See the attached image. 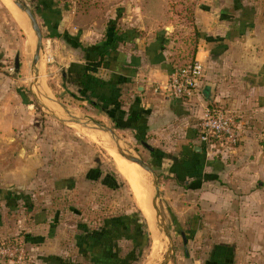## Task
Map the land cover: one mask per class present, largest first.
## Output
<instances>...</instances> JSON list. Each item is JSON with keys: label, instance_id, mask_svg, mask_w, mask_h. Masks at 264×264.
Here are the masks:
<instances>
[{"label": "crops", "instance_id": "0c3cea01", "mask_svg": "<svg viewBox=\"0 0 264 264\" xmlns=\"http://www.w3.org/2000/svg\"><path fill=\"white\" fill-rule=\"evenodd\" d=\"M9 1L17 9L13 0ZM0 2L6 8L0 11L4 24L0 47L6 45L8 54L12 49H21L17 30L23 28ZM31 2L42 21L41 33L53 37L48 38V43H57L62 51H68L64 59L69 74L63 77L72 83L79 85L78 71L82 67L91 69L81 47L110 44V54L89 74L106 83L116 81L120 102L116 118L126 125L124 130L136 129L140 138H148L153 147L162 149L157 158L170 161L166 171L169 177L191 180L194 176L203 182L197 189H204L207 183L216 186L221 181L231 194L243 195L251 210H259L257 201L264 192V0H91L79 10H68V0ZM178 2L192 5V25L197 32L193 60L200 61L203 67L198 93L186 100H172L155 92L156 87L167 83L175 68L169 58L174 31L179 29L169 19L171 5ZM19 13L32 43L29 20ZM76 63L80 64L77 70L71 71ZM9 74L0 72V240L20 242L26 232L24 236L13 234L19 232L17 226L24 229L26 225L21 215L24 199L36 195L30 191L33 181L27 173L25 156L18 154L22 143L15 134L25 125L23 95L15 87L20 80ZM209 88L211 104L203 95ZM105 89L97 88V92L107 95ZM45 100L52 109V101ZM209 105L234 113L240 136L235 148L221 149L218 154L206 152L196 139V125ZM110 140L115 146L120 144L119 140ZM11 142H15V149L9 158L4 149ZM213 157L220 159L214 161ZM215 190L222 191L218 186ZM13 202L20 209H15L16 216L9 209ZM41 225L30 226L35 229ZM74 252L69 259H74Z\"/></svg>", "mask_w": 264, "mask_h": 264}, {"label": "rangeland", "instance_id": "374dc122", "mask_svg": "<svg viewBox=\"0 0 264 264\" xmlns=\"http://www.w3.org/2000/svg\"><path fill=\"white\" fill-rule=\"evenodd\" d=\"M20 1L27 5L41 32L42 21L34 11L35 4L31 0ZM67 6L68 10L76 9V4L68 2ZM1 9L6 8L0 2ZM183 23L175 20L179 30L174 35L177 32L181 35L178 38L175 35L171 53L176 50L183 54L185 46L191 43L190 30ZM3 25L0 18L1 30ZM29 26L32 43L29 34L19 28L17 37L21 49H12L7 54L6 45L0 47V72L8 71L20 80L15 87L23 95L25 125L15 134L26 150L20 157L25 156L27 173L33 181L30 191L36 197H23L21 215L26 225L24 229L17 226L19 232L13 235L24 236L22 233L26 232L25 238L20 242L0 240V264H90L82 251H78V239L85 236V231L100 229L108 217L137 212L141 214L146 233L139 240L138 249L142 254L136 261L130 256L124 264H264V192L257 201L259 210H251L243 195H234L225 189L226 183L218 181L220 184L216 186L207 183L204 189H197L203 182L194 176L191 180L176 175L169 177L166 171L170 161L157 158L162 149L153 147L148 138H140L136 129L117 127L107 115L111 108L90 97L88 91L85 95L77 92L80 84L63 77L69 74V67H65L68 62L64 59L68 51H62L57 43L49 44L48 38L53 37L46 33H41L38 45ZM34 57H37L35 65ZM73 65L71 71H76L80 64ZM44 96L52 101V109ZM82 97L101 108L104 106L103 111L93 109ZM95 133L109 142L96 139ZM111 138L120 144L115 146ZM142 142L152 151L143 147ZM7 146L4 151L11 158L15 142ZM110 146L137 157L156 176L157 191L152 175L145 171L147 180L141 183L139 197L148 202L150 193L152 202L156 196L153 211L157 221L152 212L150 218L158 237L157 251L153 252L151 247L149 222L141 213L117 160L108 152ZM217 186L222 189L219 193L215 190ZM11 205V214L18 215L15 212L20 210L18 204ZM34 224L42 225L33 229ZM119 244L121 256L128 257L127 253L134 249L133 243L122 240ZM72 252L74 259H69Z\"/></svg>", "mask_w": 264, "mask_h": 264}, {"label": "trees", "instance_id": "16d2710c", "mask_svg": "<svg viewBox=\"0 0 264 264\" xmlns=\"http://www.w3.org/2000/svg\"><path fill=\"white\" fill-rule=\"evenodd\" d=\"M90 2L91 0H76V9H83L88 6ZM191 6L192 5H185L182 2H178L170 7L172 15L169 22L175 23V20L184 22L183 24H185L190 30L191 36V43L187 47L185 46V52L181 54L180 51L176 52L175 50L169 58V64L173 65L176 69H183L193 62L196 49L197 32L193 30ZM175 35L178 38L181 34L180 32H177ZM71 46H73L72 43ZM110 48V44H100L98 46H94L92 49L81 47L82 52L87 59L88 65L91 66V69L82 67L80 71H78L81 75V77L78 78L81 88L80 93L81 95H85L87 91H91L89 94L90 97H95L100 102L104 103V106H109L111 110L107 111V115L116 122L117 127L123 128L126 125L121 123L115 116V114L119 113L120 107L116 81L106 83L89 74V71H93L100 67L103 57L110 54ZM188 48L189 50L192 49L190 57L188 56ZM100 87L106 88L108 90V94L105 95L102 91L97 92V88ZM82 98V101H86L91 106L99 108L103 111L104 107H99L98 103L90 101L89 98L87 99L86 97ZM140 215V212H137L121 217H108L104 220L100 229L93 232H89L88 230L85 231V236L78 239L80 243V245H78V251H82L81 254H83L86 261L90 264H124L125 262H128L127 260H129L130 256H133L134 261H136L142 254V250L138 249L140 245L139 240L143 239L142 236L145 237L146 235L143 223L140 221ZM80 227L82 228V226ZM122 240L131 241L133 243L134 249L131 248V251L127 253V255H129L128 257L121 256V247L119 246V242Z\"/></svg>", "mask_w": 264, "mask_h": 264}, {"label": "built area", "instance_id": "2783aa9c", "mask_svg": "<svg viewBox=\"0 0 264 264\" xmlns=\"http://www.w3.org/2000/svg\"><path fill=\"white\" fill-rule=\"evenodd\" d=\"M75 5L76 0H68ZM203 79L200 61L183 68H174L167 83L156 87L155 92L172 100H186L198 93ZM196 139L206 152L218 154L219 150H230L239 143V131L234 113L222 106L209 105L196 125ZM9 254L7 251H4Z\"/></svg>", "mask_w": 264, "mask_h": 264}, {"label": "bare ground", "instance_id": "6f19581e", "mask_svg": "<svg viewBox=\"0 0 264 264\" xmlns=\"http://www.w3.org/2000/svg\"><path fill=\"white\" fill-rule=\"evenodd\" d=\"M3 3L6 5V7H8L10 10H11V13L13 14L15 20L20 23L22 25V28L24 29V27H26L24 24H22V21H23V17L22 15H20L21 13H19L20 11L17 10L13 5H12V2L10 3L9 0H2ZM24 25V27H23ZM27 31V29H25ZM26 33H29V29ZM96 139H100L103 143H106L109 142L103 135H99L97 133H95L93 135ZM94 138V139H95ZM111 141V140H110ZM108 152L113 154V157L117 160L119 166H120V169H121V172L124 174L125 178L127 179L129 185L131 186L132 188V191L134 192V196L136 198V202L138 203V206H139V209L142 211L143 215L145 216V218L147 219V221L149 222V227H150V230L152 232V249H153V252L154 251H157L160 247L158 246V237L156 235V233L154 232V225H153V222L151 221V212L153 214V219L155 220V213L153 211V205H152V202H151V195L149 193V200L148 202L150 203L151 205V208H152V211L150 209V205L148 204V202L145 200L143 201L142 199H140L139 195H140V187H141V183L144 181L145 183V180H147L146 178V173L145 171H143V169L137 165L136 163H132L122 157H120L121 155H119L118 153L115 152V150H113L111 148V146L109 147L108 149ZM127 154V153H126ZM117 155V156H116ZM133 155V154H132ZM137 165V166H136ZM143 185V184H142ZM143 196V195H142ZM141 200L143 201L141 203ZM157 221V220H156ZM160 237V236H159ZM153 256V255H152Z\"/></svg>", "mask_w": 264, "mask_h": 264}, {"label": "water", "instance_id": "95a60500", "mask_svg": "<svg viewBox=\"0 0 264 264\" xmlns=\"http://www.w3.org/2000/svg\"><path fill=\"white\" fill-rule=\"evenodd\" d=\"M13 3L14 5L17 7V9H19L21 12H23L29 22H30V25H31V28L32 30L34 31L35 35H36V38H37V44L40 45L41 44V32H40V29L35 21V18L33 16V14L31 13V11L28 9L27 5L25 3H22L20 0H13ZM37 51L39 50L38 48L36 49ZM37 62V57H34L33 59V65H35V63ZM203 95L206 99V101L211 104L213 101H212V89H208V90H205L203 92ZM142 145L143 147H145L146 149H148L149 151H152V149L144 142H142ZM199 151H201L200 148H198ZM119 155H121V157H123L124 159L130 161V162H133V163H136L137 165H139L144 171H146L147 173H150L153 177V186L155 188V191H157L158 187H157V182H156V176L155 174L153 173L152 169L145 165L140 159H138L137 157H134V156H131V155H127L125 153H123L121 150H119V148H117L116 150ZM25 150L23 147H21L19 149V155L22 156L24 154ZM155 199H156V196L155 198H153L152 200V205H153V209H155ZM155 220H156V217H155ZM157 224V223H156ZM165 235L167 237V233L165 232Z\"/></svg>", "mask_w": 264, "mask_h": 264}]
</instances>
